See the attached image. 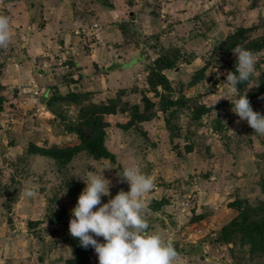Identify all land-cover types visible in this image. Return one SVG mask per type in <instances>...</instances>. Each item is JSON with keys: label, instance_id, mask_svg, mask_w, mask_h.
Listing matches in <instances>:
<instances>
[{"label": "rangeland", "instance_id": "1", "mask_svg": "<svg viewBox=\"0 0 264 264\" xmlns=\"http://www.w3.org/2000/svg\"><path fill=\"white\" fill-rule=\"evenodd\" d=\"M46 1L0 0V15L9 17L11 32L8 45L0 47L4 96L0 112V264H66L73 251L72 242L64 239L69 232L64 223L85 187L79 177L86 179L108 165L112 168L102 172L110 180L109 196L128 190L127 182L117 176L126 166H138L154 179L146 219L150 231L173 244L178 253L176 264H264V257L250 258L247 246L217 240L220 228L238 212L229 202L264 200V135L239 120L229 100L215 102L219 95L229 99L233 95L223 82V73L230 71L228 57L217 53L219 50L213 53L226 34L238 27L255 26L254 37L264 36V0H141V7L133 0ZM93 21L102 26L100 31L70 42L84 51V92L91 90L93 101L105 102L120 93L122 101L138 104L140 109L142 95L157 102L159 96L146 82L148 65L161 50L178 47L186 60L179 59L176 68L164 73L171 82V96H183L184 103L171 119L172 132L165 125L166 115L159 110L154 118L139 124L141 132L119 127L128 119L126 112L105 115V145L115 160H96L79 152L61 166L50 157L27 152V147L30 143L64 147L78 142L74 134L64 131V119L38 99L45 103L55 91L51 83L62 94L66 92L63 83L69 74L59 69L58 62L64 56L73 58V50L64 51L59 43L64 33L72 34L80 23ZM121 23L128 28L125 36ZM105 28L107 37L102 34ZM114 31L120 33L121 42L135 46L136 54L142 53L144 58L141 66L129 70L118 84L116 77L101 80L99 75L107 72L106 66L92 70L89 55V42L98 40L102 49L106 40H114ZM67 51L69 55H65ZM190 54L195 58L187 63ZM254 55L255 68H264V49ZM206 60L209 65L204 78L188 86L192 74ZM69 69L70 74L77 72L75 65ZM216 70L221 75L217 76ZM95 90L99 93L93 94ZM249 103L254 111L264 114V94ZM199 105L209 111L194 120L193 108ZM77 108L61 106L59 111L72 119ZM216 118L224 126L225 139L212 129ZM190 145L192 149L187 151ZM26 189L33 191L29 198L23 196ZM107 199L102 196L101 202ZM158 200L167 203L153 209ZM94 238L103 242L102 237ZM89 264H97L92 247Z\"/></svg>", "mask_w": 264, "mask_h": 264}, {"label": "trees", "instance_id": "2", "mask_svg": "<svg viewBox=\"0 0 264 264\" xmlns=\"http://www.w3.org/2000/svg\"><path fill=\"white\" fill-rule=\"evenodd\" d=\"M121 24L119 28L125 36L128 28L126 24ZM254 28L255 26L238 27L231 33L226 34L223 40L214 47L213 53L219 50L217 53L228 57L226 64L229 70H234L235 57L231 51L234 47L238 45L243 46L250 49L253 53H259L264 49V36L254 37L252 34ZM194 58L195 55L190 54L186 62L189 63ZM179 59L186 60L180 49L178 47H169L158 52L157 57L148 65V73L146 76L148 89L158 95L159 100L153 102L146 95H142V109L139 108L138 104H129L128 102L122 101L120 93L108 98L105 102H95L92 100V93L89 91H67L64 94L58 91H52L44 103L45 106L55 116L59 115L64 119L62 120L64 131L74 134L78 142L74 145L64 147H58L56 145L41 147L30 143L27 147V152L50 157L61 166L69 163L79 152H84L96 160L107 158L110 161H114L115 156L113 152L105 145V127L108 124L104 119L105 115L114 113L126 112L128 114L127 121L124 124H119L121 129L126 130L131 128L136 132H141L139 124L154 118L156 111L159 110L166 115L164 117L165 125L172 132L173 126L170 124L171 119L175 117L176 111L184 103V99L181 95L176 98L171 96V82L166 77L164 71L176 68ZM65 64L68 66L75 65L72 58H68ZM208 65L209 61L206 60L204 65L192 74L188 86H193L204 78ZM69 71L70 69L66 73L70 74L71 72ZM255 73H258L256 77L253 76ZM78 76H81V74L78 73ZM69 80L74 79L69 78ZM253 80H255L254 84L251 83ZM158 87H160V90H158ZM237 87L240 89L241 94L249 87L246 93L249 102L263 95L264 68L256 67L249 80L245 83H240ZM3 102L4 96L1 94L0 87V112L3 109ZM69 105L78 106L76 116L72 119L65 118L59 111L61 106ZM205 111H209V108L203 105L196 106L193 108L191 116L194 120H199L201 114ZM223 127L220 120L216 118L212 124V129L221 134L220 136L225 139L226 137L223 136ZM191 149L192 145L187 147V151H191ZM207 172L204 174L208 175L209 172ZM165 203H167L166 200H158L155 202L153 209H158ZM228 205L238 212L235 217L220 228L217 240L230 244H238L241 248L247 246L246 251L250 258L255 256L264 257V200L250 204L240 199H234ZM61 217L59 216V218ZM59 218L57 217V219ZM50 220L55 221L54 218H50ZM64 225L68 226V223H64ZM64 239H69L72 242L73 251V256L67 260L66 264H89L91 246L87 248L82 247L78 239L71 236L69 232L65 234Z\"/></svg>", "mask_w": 264, "mask_h": 264}, {"label": "clouds", "instance_id": "3", "mask_svg": "<svg viewBox=\"0 0 264 264\" xmlns=\"http://www.w3.org/2000/svg\"><path fill=\"white\" fill-rule=\"evenodd\" d=\"M92 23H97L98 28L87 33H75V29L87 28ZM92 23H80L72 30L73 35L82 39L96 34L102 26L96 21ZM10 39L9 17L0 15V47H6ZM62 49L66 51V48ZM231 51L235 57L234 70L223 73V82L233 98L219 95L215 102L220 98L229 100L231 111L238 119L246 121L256 134L264 135V114L254 111L247 98L246 93L251 86L242 94L237 87L249 80L255 71L257 57L250 49L239 45ZM67 54L70 52L67 51L65 55ZM68 58L72 57L67 56ZM216 75L221 73L216 70ZM110 168V165L102 167L98 173H89L86 179L78 176L85 187L70 210L69 234L77 238L82 247L93 248L97 264H176L178 253L175 247L160 234L150 231L146 219L147 200L154 188V179L138 166H126L117 176L127 182L128 190H118L109 196L110 180L103 175L102 170ZM32 195L33 191L30 189L23 192L25 198ZM102 196L108 199L101 202ZM94 237H102L103 242Z\"/></svg>", "mask_w": 264, "mask_h": 264}, {"label": "crops", "instance_id": "4", "mask_svg": "<svg viewBox=\"0 0 264 264\" xmlns=\"http://www.w3.org/2000/svg\"><path fill=\"white\" fill-rule=\"evenodd\" d=\"M46 2H49V3L55 2L56 3V2H59V0H47ZM114 12H119V10L114 11ZM132 20H134V17ZM107 30H108V28H105L106 33L101 31V32H103L102 34L106 35V37L109 36V33H107ZM64 34H65L64 38H63L64 40H62V42H60L59 44H60L61 48H68L69 49L71 47V49L73 50V53H71V54L73 55L72 59L75 63V69L77 68V70H76L77 72L69 74L68 81L64 82L63 86L66 87V92L67 91H73L74 89H75L74 91L84 92V78L87 76V74L85 76V73L83 72L82 63H81V60L84 59L82 57V55H83L82 53L84 51L83 50L80 51L79 48L77 47V45L75 46V43H74V47H72L73 45L70 44L71 39L75 42H78V40L81 39V37L74 36L73 33L72 34L64 33ZM114 34H115L114 40H112V39L106 40L107 42H105L104 48H102V49L100 48V44H99L98 40L94 41L93 43L89 42L90 43L89 55H90L92 62H93L91 64L90 68H92V70L96 69V71H97V66L98 67H99V65L106 66V68H104V69H105V71H107L106 72L107 74L106 73L100 74L99 75V76H101L100 79L103 81H108V80H111L110 78L116 77L117 78L116 84H118L119 78L126 77L128 75V73L131 72L129 70H131L132 68L134 69V67H136V66H139V65L141 66V63L144 60V58H143L142 53L136 54V53H138L137 52L138 50L135 46L131 47L129 45V43L126 41L121 42V40L119 38L120 37L119 32L117 33L116 31H114ZM96 36L98 37L99 35L97 34ZM95 39H97V38H95ZM88 41H90V39H88ZM107 47L109 49H107ZM82 48H80V49H82ZM109 51H111V52H109ZM83 62H84V60H83ZM78 73L81 74V76H78ZM69 78H73L74 80H69ZM60 84H61V82H60ZM50 85H52L50 87L53 90L61 93V91L57 89V86L55 84L51 83ZM133 87L134 86H132V88ZM88 91L91 92V90H89V89H88ZM95 93L97 94V93H99V91L97 92L95 90V92H93V94H95ZM38 100H40L38 102L39 104H43L45 106V104L42 102L43 99L39 98Z\"/></svg>", "mask_w": 264, "mask_h": 264}, {"label": "built area", "instance_id": "5", "mask_svg": "<svg viewBox=\"0 0 264 264\" xmlns=\"http://www.w3.org/2000/svg\"><path fill=\"white\" fill-rule=\"evenodd\" d=\"M134 1V4L136 5V7H141V0H133ZM98 28V24L97 23H92L91 26L89 27H79L77 29H75V33L76 34H79L81 32H84V33H87V31L89 30H93V29H96ZM67 60V57L64 56L63 59H61L59 62H58V67L61 71L65 72L68 68L67 64H65V61Z\"/></svg>", "mask_w": 264, "mask_h": 264}]
</instances>
